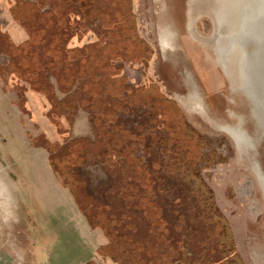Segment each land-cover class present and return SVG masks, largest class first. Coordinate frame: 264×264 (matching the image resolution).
<instances>
[{
	"label": "rangeland",
	"instance_id": "obj_1",
	"mask_svg": "<svg viewBox=\"0 0 264 264\" xmlns=\"http://www.w3.org/2000/svg\"><path fill=\"white\" fill-rule=\"evenodd\" d=\"M84 1L16 20L0 0V258L92 264L77 208L117 264H264V143L223 131L231 111L257 127L201 40L209 14L189 27L211 0Z\"/></svg>",
	"mask_w": 264,
	"mask_h": 264
},
{
	"label": "bare ground",
	"instance_id": "obj_2",
	"mask_svg": "<svg viewBox=\"0 0 264 264\" xmlns=\"http://www.w3.org/2000/svg\"><path fill=\"white\" fill-rule=\"evenodd\" d=\"M196 7L198 12L192 13L189 27L194 26L197 16L209 14L213 32L201 40L212 48L216 62L231 81L234 91L242 93L251 103V114L260 129V133L250 134L244 126V115L235 112L236 123L224 125L223 131L230 134L241 149H255L258 138L264 134V0L199 1ZM253 160L254 175L264 190V170L258 159Z\"/></svg>",
	"mask_w": 264,
	"mask_h": 264
},
{
	"label": "crops",
	"instance_id": "obj_3",
	"mask_svg": "<svg viewBox=\"0 0 264 264\" xmlns=\"http://www.w3.org/2000/svg\"><path fill=\"white\" fill-rule=\"evenodd\" d=\"M72 200V199H71ZM72 203L74 204L75 208L78 207L74 200H72ZM80 211V210H79ZM76 212L83 217L85 223V226L88 230H90L92 236L96 240V244L94 246L95 252H98L99 255L96 256V258L93 260L92 264H117V258L111 256L110 248L113 246L114 238H110V235L106 234L105 229L102 230V227L99 224L92 225L88 219L84 215H81L77 208ZM103 255H107L106 257H103ZM104 258L106 260H104ZM28 257L23 255L20 256V264H28ZM95 261V262H94ZM23 262V263H22ZM0 264H15L13 262L9 261V257L5 256L0 258Z\"/></svg>",
	"mask_w": 264,
	"mask_h": 264
},
{
	"label": "trees",
	"instance_id": "obj_4",
	"mask_svg": "<svg viewBox=\"0 0 264 264\" xmlns=\"http://www.w3.org/2000/svg\"><path fill=\"white\" fill-rule=\"evenodd\" d=\"M18 1V4H15V6L13 5V8L11 9L13 11V13H11L12 15H14L15 19L16 20H19L17 16V12L15 11V7L19 6V8H25V7H30L32 5V3L30 1H24V0H17ZM87 2V1H86ZM80 4L81 5V8L84 9V6L86 5L85 1L84 0H56V3L54 5V10L55 11H58V13H61V17L60 19L63 20V19H66V17H69V14L71 13L73 7H72V4ZM88 3V2H87ZM56 8V9H55ZM65 10L68 12L67 15H65ZM23 13L25 14V19L27 20L28 18L32 19V14L30 13L31 12V9L26 10V9H22ZM87 11L85 9V11L83 12L84 15H86ZM82 19H85V18H82ZM81 19V20H82ZM140 40V39H139ZM15 48H18L17 46L14 45ZM30 68H35L33 66H29Z\"/></svg>",
	"mask_w": 264,
	"mask_h": 264
},
{
	"label": "water",
	"instance_id": "obj_5",
	"mask_svg": "<svg viewBox=\"0 0 264 264\" xmlns=\"http://www.w3.org/2000/svg\"><path fill=\"white\" fill-rule=\"evenodd\" d=\"M250 102H249V105L247 104V103H245V105L247 106V108H248V114L252 117V120H253V125L255 126V127H258L257 126V124L254 122V119H253V116H252V114H251V109H250ZM235 112H233V114H232V112L229 114L233 119H235L236 120V113L234 114ZM256 131L258 132L259 131V133H260V129H256ZM254 132L252 135H256V134H258L257 132ZM230 135V134H229ZM264 142V134L262 135V133H261V135H260V137L258 138V140H257V142H256V146H255V149H250L249 147H244L243 149H250L251 150V152H253V154L254 155H258V152H259V147L262 145V143ZM240 148V147H239ZM254 150V151H253ZM241 151H242V149H241ZM261 189L263 190V188L261 187ZM263 195H264V190H263Z\"/></svg>",
	"mask_w": 264,
	"mask_h": 264
},
{
	"label": "flooded vegetation",
	"instance_id": "obj_6",
	"mask_svg": "<svg viewBox=\"0 0 264 264\" xmlns=\"http://www.w3.org/2000/svg\"><path fill=\"white\" fill-rule=\"evenodd\" d=\"M31 3H32V6L34 5V4H36L35 6H38L39 8L41 7V6H39L40 4H42L43 2H49V0H33V1H30ZM54 3H56V0H55V2ZM16 4V3H15ZM55 5V4H54ZM54 5H53V8H54ZM31 7V6H30ZM56 9V8H55ZM51 12H57L58 13V11H55L54 9H53V11H51ZM65 12L66 13H68L66 10H65ZM45 13H43L42 15H44ZM59 14H61V13H59ZM32 18L34 19L35 18V16H34V14H32ZM68 18V17H67ZM36 19H37V21H38V17H36ZM15 22V21H14ZM24 26V25H23ZM10 33H11V31H10ZM16 33H17V30H16ZM13 44V43H12ZM14 45V44H13Z\"/></svg>",
	"mask_w": 264,
	"mask_h": 264
}]
</instances>
